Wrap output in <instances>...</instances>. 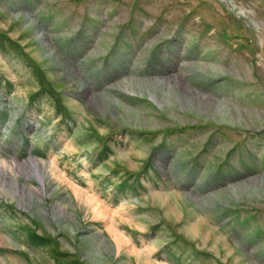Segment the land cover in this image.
<instances>
[{
  "label": "rangeland",
  "instance_id": "374dc122",
  "mask_svg": "<svg viewBox=\"0 0 264 264\" xmlns=\"http://www.w3.org/2000/svg\"><path fill=\"white\" fill-rule=\"evenodd\" d=\"M0 264H264V0H0Z\"/></svg>",
  "mask_w": 264,
  "mask_h": 264
},
{
  "label": "bare ground",
  "instance_id": "6f19581e",
  "mask_svg": "<svg viewBox=\"0 0 264 264\" xmlns=\"http://www.w3.org/2000/svg\"><path fill=\"white\" fill-rule=\"evenodd\" d=\"M38 177H39V175H37ZM39 178H41V177H39Z\"/></svg>",
  "mask_w": 264,
  "mask_h": 264
}]
</instances>
